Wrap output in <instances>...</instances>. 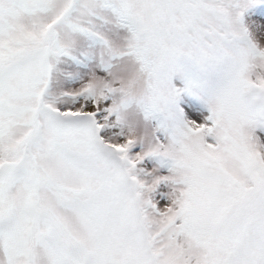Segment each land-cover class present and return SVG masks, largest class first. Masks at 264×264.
<instances>
[{
  "label": "rangeland",
  "instance_id": "obj_1",
  "mask_svg": "<svg viewBox=\"0 0 264 264\" xmlns=\"http://www.w3.org/2000/svg\"><path fill=\"white\" fill-rule=\"evenodd\" d=\"M253 87L264 0H0V264H264Z\"/></svg>",
  "mask_w": 264,
  "mask_h": 264
},
{
  "label": "trees",
  "instance_id": "obj_2",
  "mask_svg": "<svg viewBox=\"0 0 264 264\" xmlns=\"http://www.w3.org/2000/svg\"><path fill=\"white\" fill-rule=\"evenodd\" d=\"M261 53V51H258ZM198 71L201 70L200 67L197 68ZM213 79V78H211ZM249 97H252L251 102H253L259 110L264 114V89L253 87L248 93Z\"/></svg>",
  "mask_w": 264,
  "mask_h": 264
}]
</instances>
